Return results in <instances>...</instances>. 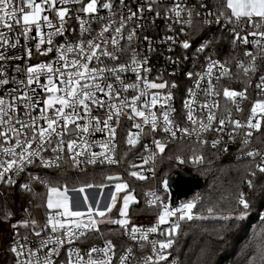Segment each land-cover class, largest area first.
Wrapping results in <instances>:
<instances>
[{"label":"built area","instance_id":"built-area-1","mask_svg":"<svg viewBox=\"0 0 264 264\" xmlns=\"http://www.w3.org/2000/svg\"><path fill=\"white\" fill-rule=\"evenodd\" d=\"M205 1L97 0L98 10L90 14L82 11L90 0H67V3L56 0V10L45 6L47 10L42 13L49 17L51 26L43 20L39 21V29L35 24L25 26L19 13L20 23H15V18L6 22L10 27L0 23V81H7L0 83V99L5 101L3 108L7 113L6 116L0 114V120L7 121L0 123V132H5L7 137H0V165H3L0 167V173H3L0 184L17 180L23 175L37 177V169H50L63 162L71 163L77 170L96 164L113 165L117 163L119 151L124 146L137 150V160L131 164L130 174L136 172L144 178L131 176L137 180L155 179L157 164L166 158L169 142L180 140L219 147L223 151L232 149L235 158L256 159L260 161L257 167L263 164L264 152L250 146L258 129L248 124L250 119L252 123L261 122L263 115L258 111L253 116L252 108L257 103H264V65L261 67L264 37L249 34L264 32V21L253 17L260 25L256 27L246 18L237 20L231 12H214L204 4ZM105 3L111 4V8L105 9ZM176 5L180 6L179 16L174 10ZM18 6L19 0H14L10 8ZM64 8L68 11L61 21L56 13ZM196 21L203 25L219 24L229 29L234 34V40L244 46L237 65L250 80L252 96L247 94L246 88L225 85L233 80L228 75V61L206 52V45L192 46V38H187V28ZM105 28L108 31H103ZM117 28L121 29L119 33ZM245 37L247 43L244 42ZM113 38L117 41L115 45ZM49 40L51 43H48ZM89 41L100 47L90 48ZM185 42L189 44L188 48L183 47ZM93 51L95 57L86 59ZM105 52L110 55H104ZM73 61L88 64L89 69L97 71L79 78L76 74L84 69L73 66ZM41 65L44 67L41 68ZM209 65H212L211 72L208 71ZM29 68L36 71L29 73ZM49 68L52 70L49 71ZM70 76L80 79L81 85H87V88L78 91L90 93V98L85 100L87 111L79 103L64 109L73 115L74 121L65 128L64 121L56 112L61 105L54 104L45 110L44 101L65 96ZM49 79L52 85L64 91H48ZM145 83L164 84L165 87L146 88ZM109 85L112 87L109 88ZM226 89L237 95L225 97ZM135 97L139 99L133 102ZM153 97L156 98L155 104L152 103ZM133 107L145 113L148 123H145V117L133 112ZM165 114L168 122L164 119ZM209 115H213L214 119L209 121ZM47 119L57 120L55 132L41 142L38 132L40 128H47ZM17 120L34 126L36 131L32 127L24 129L19 135L11 131L9 124L17 129L21 127ZM105 121H108V127H105ZM236 122H239V127ZM84 127L88 128V132L83 131ZM113 129L114 135L111 134ZM130 134L134 144L128 143ZM25 139L31 142L30 151L35 155L25 154V159L20 160L23 147H26L23 145ZM17 140L22 142V147H17ZM70 141L76 142L71 152L68 150ZM157 141L164 146L163 152L157 148ZM5 148H11L16 154L6 153ZM202 158V154H197L177 157L175 161L185 168H193ZM12 160H16L17 164L5 172L4 167ZM90 160L93 162L90 163ZM167 179L157 180L155 186L145 192L147 205L156 209V216L149 223L132 224L127 218L125 226L115 222L110 224L119 232L113 238L94 241L96 235L89 234L98 229L99 237V226L102 224L97 226L95 222V227L88 229L75 227L76 224L88 225L90 220L95 221L93 215L83 213L80 217H70L56 208L43 213L41 224L14 225L9 242L12 264H28L29 261L31 264H69L70 260L72 264H89L90 260L94 264H108L109 261L110 264H179L169 248L160 249L159 245L167 242L172 229L188 218L181 219L183 212H176L167 218L165 224H159L158 217L164 205L175 211L189 202L195 205L197 199L190 196L191 193L174 204L175 194ZM113 184L126 183L120 181ZM21 187L29 188L24 181ZM50 218L53 223H64L65 227L57 226L53 231ZM133 227L138 229L136 233L132 232ZM152 227H156L157 231H148ZM69 229L74 235H70ZM35 231H40V234H35ZM145 236L146 239L143 238ZM108 242H111V248L105 252ZM93 248L97 251L90 256ZM160 255L166 258L159 260Z\"/></svg>","mask_w":264,"mask_h":264},{"label":"trees","instance_id":"trees-1","mask_svg":"<svg viewBox=\"0 0 264 264\" xmlns=\"http://www.w3.org/2000/svg\"><path fill=\"white\" fill-rule=\"evenodd\" d=\"M204 4L214 12H231L226 8V0H206ZM187 32L192 46L206 45V52L228 61V75L233 80L225 85L246 88L247 94L252 96L250 80L237 65L244 46L234 40L229 29L196 21ZM250 146L264 152V113ZM119 154L113 165L96 164L77 170L71 163L63 162L50 169H37V177L23 175L11 183H1L0 223L5 227H0V264H12L9 242L14 225L42 223L43 213L48 210L49 188L76 189L107 181L125 182L137 197L129 210L130 223H149L156 209L147 205L145 192L154 187L157 180L172 176L178 167L205 181L190 195L197 199L191 210L192 219L180 223L170 235L169 249L178 263L264 264V171L260 170L264 163L257 167L260 161L256 159L235 158L232 149L223 151L187 140L171 141L165 151L166 158L157 164L155 179L137 180L130 174L131 164L137 160V150L124 146ZM197 154H202L203 158L193 168H185L175 161L177 157ZM22 181L28 184V189L21 187ZM241 198L248 204L247 208L240 203ZM118 208L117 202L112 212L117 213ZM117 233L114 225L104 223L99 226V237L98 229L89 235H96L94 241H101Z\"/></svg>","mask_w":264,"mask_h":264},{"label":"snow or ice","instance_id":"snow-or-ice-1","mask_svg":"<svg viewBox=\"0 0 264 264\" xmlns=\"http://www.w3.org/2000/svg\"><path fill=\"white\" fill-rule=\"evenodd\" d=\"M61 3H67V0H60ZM76 2H80V0H76ZM14 0H0V23L5 24V26L10 27L11 25H8L6 22L8 20H13L15 18V23H20V16L19 14H22V19H23V23L25 26L27 25H32L35 24L37 29H39V21L43 20L44 22H47L49 26H51V21L49 20V17L47 15H42V13L44 11H46V7L48 6V8H50L51 10H56L55 5H56V0H40V2H37V0H19V6L18 7H11L10 5H13ZM103 7L105 9H109L111 8V4L109 3H105L103 5ZM180 6L176 5V8L174 9L176 11V14L179 16L180 15V11H179ZM226 8L229 9L231 11V14L233 17H235L237 20H240L241 18H246L248 20L249 23H253L255 24L256 27H260L259 24H256L255 21L253 20V17L259 18L260 20L264 21V0H226ZM98 10V5H97V0H90V2H88L83 8L82 11L85 13H96ZM67 9H61L59 11H57V16L60 18L61 21L64 20L65 15L67 13ZM135 13L132 14V16H134ZM221 15H223V13H221ZM132 16L129 17V19L132 18ZM120 28L116 29V32L119 33L120 32ZM103 31H108L107 28H105ZM37 34H39V32H37ZM249 35H259L261 37H264V32H260V33H250ZM237 39H239V36L237 34ZM244 42L247 43V37L244 38ZM41 43H43V40H41ZM48 43H51V40L48 41ZM113 45H115L117 43L116 39L113 38L112 40ZM89 46L90 48H99V45L93 44L92 41H89ZM184 48H188L189 44L187 42H185L183 44ZM69 51H71V49H69ZM247 54V53H246ZM104 55H110V53L105 52ZM93 57H95V52L93 51L92 54L88 57H86V59L91 60ZM73 66H79V67H83L84 71L82 72H78L76 75L79 78H84L89 72H96V69H89L88 64H80L79 61H73L72 62ZM41 68H43L44 66L41 65ZM52 69L49 68V71H51ZM123 70V68L121 69ZM212 70V65H209V69L208 71L211 72ZM29 73H32L33 71H36V69L33 68H29L28 69ZM139 79V77H138ZM29 84L32 83V80L29 79ZM0 83H7V81H0ZM67 90H66V95L65 96H59V97H52L49 98L47 100L44 101L45 104V110L47 108H51L54 104H60L61 107L58 108L56 110L57 112V116L62 119L64 121V127L68 128V125L73 123V115L70 113H66L64 111L65 108L68 107H72L74 106L76 103H79L80 105H83V107L85 108V110L87 111L88 105L85 103V100L90 98V93L88 92H83V91H78V89H82V88H87V85H81L80 84V79H72L71 76L69 77V79L67 80ZM49 86L48 87V91L51 92H58V91H64L63 89H58L56 88L54 85H52V81L51 79H49ZM109 88L112 87V85L108 86ZM145 87L146 88H163L165 87L164 84H148L145 83ZM225 97H235L237 95V93L229 91V90H225L224 92ZM239 95H243V93H240ZM83 96L84 98L81 99L80 97ZM136 99H139V97H135L133 98V102H135ZM153 104L156 103V98L153 97ZM5 104V101L3 99H0V114L3 115H7V113L5 112L3 105ZM10 107H12V105H10ZM260 113H264V103H257L253 108H252V113L253 116H255L257 114V112ZM133 112L137 115V116H141V117H145V113L142 111H138L135 107H133ZM77 118H79V116L77 115ZM108 119H111V115L108 117ZM155 119V118H154ZM164 119L166 122H168V116L165 114ZM189 119H192L191 114H189ZM214 119L213 115H209L208 120L211 121ZM7 121H3L0 120V123H6ZM17 124H20L21 127L19 129L12 127L11 124H9V127L11 129V131L16 132L18 135L24 131V129L32 127L33 131H36V128L32 125H26L23 124L21 121L17 120L16 121ZM35 122H33L34 124ZM57 120L55 119H47V128H40L39 132H38V136H39V140L41 142H43L46 138L47 135H50L52 132H55V128L54 125H56ZM145 123H148L147 118L145 117ZM221 125L224 124V121L221 120L220 121ZM105 127H108V121L104 122ZM237 127H239V122H236ZM249 127L251 128H256L259 129L260 128V122L257 121L256 123H252V120H249ZM135 127L139 128L140 125H135ZM202 127H206L205 125H202ZM153 129H155V122L153 120ZM167 130V129H166ZM83 131L86 133L88 132V128L84 127ZM186 131V130H185ZM111 134L114 135V129L111 130ZM249 135H251V133H249ZM0 137H6V133L5 132H0ZM129 144H134L135 140L131 137L130 134V138L128 141ZM157 148L159 149V151L163 152L164 151V146L157 141ZM16 145L17 147H22V142L20 140L16 141ZM23 145H26V147H23L22 153L20 154V160H24L25 159V154H27L28 156L31 155H35L34 152H31V142L27 139H25L23 141ZM76 145L75 141H70L68 143V150L69 152H71L74 147ZM103 147L107 148V145H104ZM4 151L6 153L15 155L16 153L11 149V148H5ZM82 153H77V155H81ZM95 155V154H93ZM249 155H252L251 153H249ZM90 163L93 161H89ZM17 164L16 160H12L9 161L6 165V167H4V171L7 172L10 169H12L14 167V165ZM0 167H3V165H0ZM261 171H264V168L260 169ZM131 175L133 176H138V173L133 172L131 173ZM3 177V173H0V178ZM138 178L143 179V176H138ZM109 179H113L112 177H109ZM9 182L11 183L12 181L9 180ZM26 187V186H25ZM88 187H91V185H88ZM127 187L126 184H117L116 185V190L117 192L124 190ZM79 191L83 192V188L79 189ZM53 195H56L57 197H64L63 200L57 199L55 202L53 201ZM112 200L113 202H115L116 200V196L115 194H113L112 196ZM134 200V197L131 196V194L126 195L124 197V207L121 209V216H126V209L128 208L129 202ZM157 200H159V198L157 197ZM85 201H87V197H85ZM240 203L247 208L248 204L246 203V201L241 198ZM48 207L49 209H53V208H63L64 209V213L67 216L70 217H80L83 215V213L78 212V211H71L69 209L68 206V202H67V197L64 195L63 192H61L59 189L57 188H49V197H48ZM112 205L109 206V211L111 210ZM163 207V211H161L159 217H158V223L159 224H165L167 222V218L170 216H173L176 214V212H183V215L180 217L181 219L187 217L188 219H192L191 216V210L194 207L193 203L189 202L186 204H183L181 206V208L176 209L175 211L169 210L168 207L166 205L162 206ZM92 209L91 207H89V212L91 213ZM97 214L100 216L105 215L104 212H100L97 211ZM115 223H119L121 226H125L127 225L128 221L126 219L124 220H120V221H114ZM50 223H53L51 218H50ZM59 226L60 228H64L65 224L64 223H60V222H56L53 223V231L56 230V227ZM75 227L77 229L79 228H94L95 227V221H91L90 220V224L88 225H82V224H76ZM178 227V226H177ZM138 231L137 228L133 227L132 228V232L136 233ZM148 231L150 232H156L157 228L156 227H152L150 228ZM175 229H172V232H174ZM69 233L70 235H74V233L71 232V229H69ZM83 234V233H81ZM171 235V233H169ZM146 239V236L143 237ZM172 241L171 239H169L167 242H161L159 247L160 249H167L171 246ZM111 248V242H108V245L105 248V252H107L109 249ZM13 251L15 252L16 249H13ZM97 249L93 248L90 250L89 255L91 256L92 252H96ZM166 257L163 255H160L158 257L159 260H164ZM123 260V258H122ZM28 264H31V262L29 261ZM69 264H72L71 260L69 261ZM89 264H94L93 261H89ZM108 264H110V261L108 262Z\"/></svg>","mask_w":264,"mask_h":264},{"label":"rangeland","instance_id":"rangeland-1","mask_svg":"<svg viewBox=\"0 0 264 264\" xmlns=\"http://www.w3.org/2000/svg\"><path fill=\"white\" fill-rule=\"evenodd\" d=\"M120 182V181H117ZM115 182H102L99 184L91 185V187L88 186H82L78 188L73 189H59L61 192L64 193V195L67 197V202L69 209L71 211H78L81 213H87L88 215H93L95 222L98 225L100 224H112L114 221H120L129 218V210L132 204H135L137 202V197L129 190H122L117 192L116 185L113 184ZM94 186V187H93ZM83 188V192L79 191V189ZM115 194L116 200L113 202L112 196ZM131 194L132 197H134V200L129 202L128 208L126 209V216H121V209L124 207V197L126 195ZM49 197V193H48ZM85 197H87V201H85ZM57 199L63 200L64 197H57L56 195H53V201L55 202ZM118 202L119 208L117 213H113L112 209ZM46 205L48 207V198ZM112 205L111 210L109 211V206ZM89 207H91L92 211L89 212ZM49 209V207H48ZM55 209V208H53ZM60 209L61 212L67 216L64 213L63 208H56ZM97 211L104 212L105 215L98 216ZM156 216L155 214L152 216L153 218ZM150 218V220L152 219ZM0 227L4 228L5 225L0 223Z\"/></svg>","mask_w":264,"mask_h":264},{"label":"water","instance_id":"water-1","mask_svg":"<svg viewBox=\"0 0 264 264\" xmlns=\"http://www.w3.org/2000/svg\"><path fill=\"white\" fill-rule=\"evenodd\" d=\"M264 61L261 63V67ZM205 181L202 178L196 177L191 173L186 172L181 168H176L172 176L167 179V184L175 194L174 204L178 199L193 193L204 185ZM35 234H40V231H35Z\"/></svg>","mask_w":264,"mask_h":264}]
</instances>
